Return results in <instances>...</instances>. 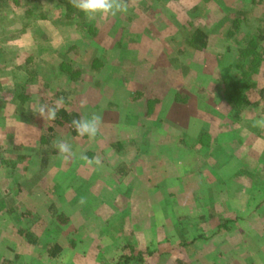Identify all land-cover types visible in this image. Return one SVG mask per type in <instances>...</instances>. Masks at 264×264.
<instances>
[{"label": "rangeland", "instance_id": "obj_1", "mask_svg": "<svg viewBox=\"0 0 264 264\" xmlns=\"http://www.w3.org/2000/svg\"><path fill=\"white\" fill-rule=\"evenodd\" d=\"M128 4L0 0V264H264V61L243 46L264 0ZM93 112L94 141L71 126Z\"/></svg>", "mask_w": 264, "mask_h": 264}, {"label": "clouds", "instance_id": "obj_2", "mask_svg": "<svg viewBox=\"0 0 264 264\" xmlns=\"http://www.w3.org/2000/svg\"><path fill=\"white\" fill-rule=\"evenodd\" d=\"M70 3L79 12L83 13L89 22L96 20L98 17L114 18L117 14H127L129 7L128 0H70ZM63 104V97L57 98L54 106L51 107L47 104L37 102L35 113L44 121H55ZM81 104L82 106H86L87 101H81ZM102 123V115L93 112L90 115H84L80 118L73 119L71 121V126L81 137L87 136L90 140L94 141L100 131ZM252 126L264 128V115L254 120ZM53 147L66 159L75 158L77 156V152L74 151L67 138L54 140ZM80 158L89 166H102V159L99 156L89 158L87 155L81 154Z\"/></svg>", "mask_w": 264, "mask_h": 264}, {"label": "trees", "instance_id": "obj_3", "mask_svg": "<svg viewBox=\"0 0 264 264\" xmlns=\"http://www.w3.org/2000/svg\"><path fill=\"white\" fill-rule=\"evenodd\" d=\"M209 20H211L210 24L216 22V19L212 18L211 16L208 18ZM209 25V24H208ZM239 29V33L240 31H243L242 28H238ZM262 33H259L258 32H253L251 30H246L244 31L245 33V38L248 40L247 42L244 43V47L246 45V49H244L245 51H247V44L253 42V47H252V51L254 53V56H259L261 58V61H264V48L262 46V42L264 41V29L261 30ZM193 42H194V48L197 50V51H203L206 47V44H207V34L203 31H201L200 28H196L194 33H193ZM208 38H209V35H208ZM240 58H243L242 55ZM236 59V57H235ZM252 60H255L253 59L252 57ZM246 65H247V62H246ZM226 79V78H224ZM227 79L223 81V83L225 84V88L228 87V89H232L233 87L234 88H237V87H240V85L234 81L233 84L229 85L228 83H226ZM227 89V88H226ZM228 100H231L233 97L231 95H228ZM247 103V102H246ZM243 106L245 107V104H243ZM59 112H64V109H60ZM197 125L198 123L200 122H196ZM58 245H54V247L52 248L51 250V254L55 255L57 254L58 252Z\"/></svg>", "mask_w": 264, "mask_h": 264}]
</instances>
